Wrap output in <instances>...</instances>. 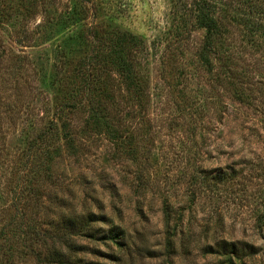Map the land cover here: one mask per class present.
<instances>
[{"label": "rangeland", "instance_id": "obj_1", "mask_svg": "<svg viewBox=\"0 0 264 264\" xmlns=\"http://www.w3.org/2000/svg\"><path fill=\"white\" fill-rule=\"evenodd\" d=\"M92 1L0 0V264H264V0Z\"/></svg>", "mask_w": 264, "mask_h": 264}, {"label": "trees", "instance_id": "obj_2", "mask_svg": "<svg viewBox=\"0 0 264 264\" xmlns=\"http://www.w3.org/2000/svg\"><path fill=\"white\" fill-rule=\"evenodd\" d=\"M91 2H94L92 0H80L78 2L77 6L71 11V18L74 19V23L77 24H83L85 22V19L87 18L85 15L87 12L90 11V8H92L93 5H91ZM196 20L198 25L201 27L206 28V35H205V43L202 46L200 50L201 59L203 62L208 63L210 65V53L213 50V47L216 43V38L220 35V25L218 24V21L216 17L213 14L212 10V3L209 0H196ZM258 27L254 30L252 29V33L256 31H262L264 33V24L262 22H259ZM91 29V28H90ZM112 33V32H111ZM111 37H108V40H111L113 42L110 50V60L113 65H116L119 69V72L126 77V81L129 87H132L136 85L135 79H136V72H135V66L133 61H131V54L132 52L137 48L140 47V39L139 36L131 31L128 30H121L117 29L114 30ZM92 37L95 39L97 36L92 35ZM96 42V39L93 40ZM103 61V64L101 62ZM85 65H92V64H101L102 66L105 64L104 59L98 58L96 56H88V60L85 61ZM91 115L89 119H95L100 120V122H103V128L105 129V133L109 134L112 140L115 142L122 141L124 137V130H122L120 127L114 126L113 123H110L107 120V117L102 114L98 109L92 108ZM66 127V125H64ZM59 129V126L57 127ZM54 132V131H53ZM57 132V131H56ZM59 133V131H58ZM47 134V133H46ZM46 134H40L43 140H50V137L48 138ZM55 134V133H54ZM71 134L69 132H66L61 136L62 138H66L68 141L71 140L72 142L70 145H73L75 142L73 141V138L70 136ZM36 145V144H34ZM43 150H45V147H41ZM49 146H46V149H48ZM49 152V151H48ZM88 221H92L90 218ZM118 231H112L111 232V239L117 238L119 236Z\"/></svg>", "mask_w": 264, "mask_h": 264}]
</instances>
